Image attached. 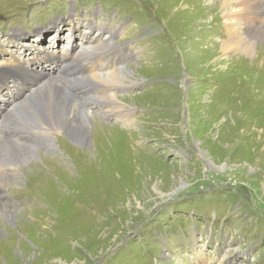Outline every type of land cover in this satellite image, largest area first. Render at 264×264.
Here are the masks:
<instances>
[{"label":"rangeland","instance_id":"obj_1","mask_svg":"<svg viewBox=\"0 0 264 264\" xmlns=\"http://www.w3.org/2000/svg\"><path fill=\"white\" fill-rule=\"evenodd\" d=\"M222 2L0 0L1 56L38 54L30 68L56 72L61 37L73 28L81 51L91 27L101 53H84L82 73L87 87L102 85L79 93L76 62L59 96L71 105V94L91 95L109 107L113 86L134 109L126 122L89 105V143L56 129L53 146L30 147L2 175L0 205L20 194L29 203L7 207L13 218L0 213V264H264V39L253 25L251 55L223 54ZM114 68L127 86L108 81ZM34 92L24 104L32 114Z\"/></svg>","mask_w":264,"mask_h":264},{"label":"bare ground","instance_id":"obj_2","mask_svg":"<svg viewBox=\"0 0 264 264\" xmlns=\"http://www.w3.org/2000/svg\"><path fill=\"white\" fill-rule=\"evenodd\" d=\"M222 6L226 10L225 18L227 23L225 24V27L228 31V39L221 43L218 42L220 51L224 52L223 54L240 51L241 53L251 55L253 52L252 36L256 37V35H253L256 32L253 25L254 27L257 24L261 25L262 28L258 31L257 39H264V0H223ZM230 6L232 8H230ZM91 31V27H89L81 36L79 44L82 45V52L79 49L73 50L75 40L77 36H79L75 35V30L73 28L69 31L68 37L63 38L60 36L61 39H67V42L61 45L59 51L60 54L58 55L59 57L57 60V66L59 68L56 72H51L50 69L46 71L43 68L40 72H37L34 71L33 68H30L31 65L35 64L34 62L38 54H34L32 57L30 55L25 57L16 52H10L5 56L0 55V178L2 175H9V172L13 171L15 168L13 166L17 165V161L27 158L30 155V152H33L30 147L35 148V146L40 144L53 146L54 140L52 139L51 134L56 129L65 131L70 139L79 141L81 144L89 143V133L87 128L83 126L82 120H84L83 117L85 116L89 118L91 116L90 114L95 108H97V106H102L105 110L107 109L109 114L120 115L119 117L124 121L131 122L132 119L130 118V115L134 112V109L127 108L125 104L121 103L117 96H114L115 90L113 86L108 88V91L111 92L110 95L107 94L110 96V98L107 99L111 102L109 107L106 100L92 97L91 95H77V93L71 94V105L69 104L70 102L67 103L63 97L59 96L61 92L60 90L62 89H59L58 86L67 84V87L65 88L66 90L63 91V94L71 88V64L76 62H79V66L81 65L80 67L78 66L80 69V71H78L80 73L78 78L80 80L77 83L80 84V86L75 87L76 90L78 88L82 89V91H78L79 93L89 94L88 90L91 89V86L101 87L102 85L98 81L96 82L98 84H96L95 81L88 78L89 83L96 85H89V87H87L86 75L83 76L82 73L85 66L89 67L88 62L82 59V57L85 56L84 53L92 54L94 56L101 53L97 50L98 45L95 44L97 38L90 36L89 34ZM245 32H247V34H244ZM111 35L113 36V33ZM54 47H59V40L56 39V36L50 43H48L50 51H54ZM43 53L46 56L50 55V53L45 51ZM129 54L132 55V53ZM231 57L233 58V56ZM231 57H228V59ZM116 61L117 60H114L113 63ZM33 67L37 69L36 66ZM99 70L100 71L97 73L98 76L107 74L106 72H103L101 68H99ZM116 70L118 71L116 68H114L113 71L111 70L113 74L109 76L108 81L112 84L115 83L116 85L125 86L126 83L124 82L123 77L125 74L124 70L115 74ZM33 75H36L37 78L32 80ZM129 80H131L132 83H137L134 79L130 78ZM27 81H29L28 85L26 84ZM31 82H38V87L40 88L44 86L56 88L52 89V91L36 90L34 92L35 88L31 85L35 84H31ZM31 92H34V98L40 101L39 104L37 102L35 104L34 108H39L35 114H32L34 110L28 112V107L24 105ZM83 105L86 111L83 110ZM89 105H95L96 107L88 109L87 106ZM81 109L84 111V115L83 112H81ZM34 115L43 122H46L47 126L50 128L48 129L43 126L45 124L35 122ZM70 121L76 123L72 125ZM19 125L26 127L28 131L25 132L21 129H17ZM31 127L33 130H31ZM23 143H25L24 145L26 146H24ZM59 155L62 157V154L59 153ZM9 166H12L13 168L10 170ZM0 193L3 194V191L0 190ZM13 193L14 191L10 192L11 195ZM4 197H6V201L3 206L0 205V213L9 215V217L12 218L14 213H11L13 211H10L7 207L16 204L17 201H19L22 206L29 203V199H23L21 194L19 195V198L21 197L20 199L13 198L12 200H9L7 195Z\"/></svg>","mask_w":264,"mask_h":264}]
</instances>
